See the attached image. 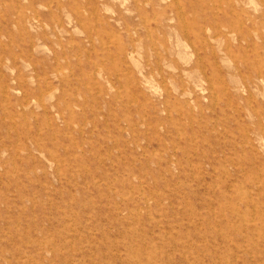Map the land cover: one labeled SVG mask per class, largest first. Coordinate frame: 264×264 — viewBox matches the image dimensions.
<instances>
[{"label": "rangeland", "instance_id": "obj_1", "mask_svg": "<svg viewBox=\"0 0 264 264\" xmlns=\"http://www.w3.org/2000/svg\"><path fill=\"white\" fill-rule=\"evenodd\" d=\"M0 264H264V0H0Z\"/></svg>", "mask_w": 264, "mask_h": 264}, {"label": "bare ground", "instance_id": "obj_2", "mask_svg": "<svg viewBox=\"0 0 264 264\" xmlns=\"http://www.w3.org/2000/svg\"><path fill=\"white\" fill-rule=\"evenodd\" d=\"M139 18V17H138ZM131 60V59H130ZM216 92V91H215Z\"/></svg>", "mask_w": 264, "mask_h": 264}]
</instances>
